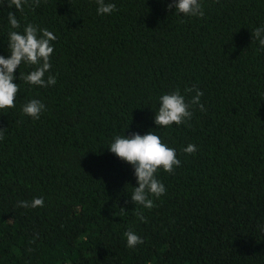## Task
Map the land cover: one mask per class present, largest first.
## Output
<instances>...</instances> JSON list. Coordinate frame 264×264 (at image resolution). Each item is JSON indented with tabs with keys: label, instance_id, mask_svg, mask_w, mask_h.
I'll use <instances>...</instances> for the list:
<instances>
[{
	"label": "trees",
	"instance_id": "1",
	"mask_svg": "<svg viewBox=\"0 0 264 264\" xmlns=\"http://www.w3.org/2000/svg\"><path fill=\"white\" fill-rule=\"evenodd\" d=\"M7 2L0 56L10 31L47 29L44 79L56 83H26L36 66L22 62L15 107L0 110V264H264V48L251 36L264 0H200L202 17L168 9L174 0H105L116 5L107 15L96 0ZM193 87L205 110L158 127L160 97L179 89L187 102ZM33 99L38 119L22 111ZM149 132L181 163L157 170L166 191L146 209L130 198L133 167L108 147ZM129 230L143 243L129 248Z\"/></svg>",
	"mask_w": 264,
	"mask_h": 264
},
{
	"label": "clouds",
	"instance_id": "2",
	"mask_svg": "<svg viewBox=\"0 0 264 264\" xmlns=\"http://www.w3.org/2000/svg\"><path fill=\"white\" fill-rule=\"evenodd\" d=\"M25 2L26 0H8L7 7L12 8L14 6L16 10L22 11ZM3 3L4 0H0V4ZM96 3L98 5L97 14L107 15L116 10L114 3L105 4V0H96ZM35 4L38 6L39 0H35ZM167 7L168 9L175 8L176 13L186 16L202 17L204 15L200 0H178V2L174 0ZM7 18L11 29L20 28L14 12L9 11ZM251 36L252 41H258L260 47L264 48V26L256 28ZM8 37L7 45L10 56L8 58L0 56V110L15 107L19 85L13 83L15 79L13 73L22 62L36 66L35 70L22 77L26 83L40 87L52 86L56 83L54 75H49L47 80L44 79L45 74L51 68L50 56L54 50L50 42L56 39L52 32L28 24L22 33L10 31ZM185 92L195 93L190 101L186 102L185 96L181 94L179 89L160 97V106L154 118V123L158 127L185 123L192 117V112L189 109L193 106H197L201 111L205 110L204 105L200 103V98L203 95L200 90L193 87L185 89ZM43 110L44 105L35 99L22 108L23 113L32 119H38ZM4 132L5 130H0V139L4 138ZM108 150L133 167L138 186L133 188L130 198L134 204L141 205L146 209L154 207L150 196L159 198L166 191L164 185L155 178L157 170L162 168L163 171L171 173L181 163L176 158L175 150L162 143L160 137L154 132H149L144 136L134 133L128 138L124 135L116 136ZM183 151L186 154H193L197 148L195 145L189 144ZM43 204L44 200L41 197L34 198L31 203L21 201L17 206L37 208L42 207ZM138 218L144 222L142 214L138 213ZM124 235L129 248L143 243V240L131 230L125 232Z\"/></svg>",
	"mask_w": 264,
	"mask_h": 264
}]
</instances>
